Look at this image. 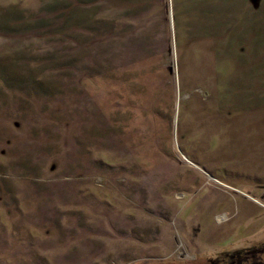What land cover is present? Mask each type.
<instances>
[{
    "label": "rangeland",
    "instance_id": "1",
    "mask_svg": "<svg viewBox=\"0 0 264 264\" xmlns=\"http://www.w3.org/2000/svg\"><path fill=\"white\" fill-rule=\"evenodd\" d=\"M144 4L0 0V264H264V0Z\"/></svg>",
    "mask_w": 264,
    "mask_h": 264
},
{
    "label": "flooded vegetation",
    "instance_id": "2",
    "mask_svg": "<svg viewBox=\"0 0 264 264\" xmlns=\"http://www.w3.org/2000/svg\"><path fill=\"white\" fill-rule=\"evenodd\" d=\"M261 181H262V179L256 181V183L254 184L256 186L255 188H262L263 183ZM245 195H256V194H252L251 190H248V191H246ZM259 195H262L260 197L264 198V193H260Z\"/></svg>",
    "mask_w": 264,
    "mask_h": 264
},
{
    "label": "trees",
    "instance_id": "3",
    "mask_svg": "<svg viewBox=\"0 0 264 264\" xmlns=\"http://www.w3.org/2000/svg\"><path fill=\"white\" fill-rule=\"evenodd\" d=\"M146 1H148V0H144L145 4H146ZM145 4H144V6H145L146 10H144V11H146V13H147V10H148L147 8H148V7H147V5H145ZM161 17H164V15H162ZM161 17H159V19H160ZM151 20H154V17H153V16H150V20H149V21H151ZM154 22H155V20H154ZM152 25H153V24H152Z\"/></svg>",
    "mask_w": 264,
    "mask_h": 264
}]
</instances>
